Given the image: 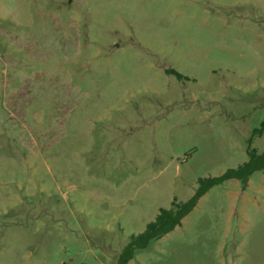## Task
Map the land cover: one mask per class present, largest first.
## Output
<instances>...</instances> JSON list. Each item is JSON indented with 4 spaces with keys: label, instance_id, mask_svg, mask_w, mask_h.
<instances>
[{
    "label": "rangeland",
    "instance_id": "374dc122",
    "mask_svg": "<svg viewBox=\"0 0 264 264\" xmlns=\"http://www.w3.org/2000/svg\"><path fill=\"white\" fill-rule=\"evenodd\" d=\"M262 121L264 0H0V264H116ZM128 264H264V172Z\"/></svg>",
    "mask_w": 264,
    "mask_h": 264
},
{
    "label": "trees",
    "instance_id": "16d2710c",
    "mask_svg": "<svg viewBox=\"0 0 264 264\" xmlns=\"http://www.w3.org/2000/svg\"><path fill=\"white\" fill-rule=\"evenodd\" d=\"M177 78L182 76L172 70L168 71ZM264 133V121L260 128L253 130L248 139L247 161L234 169H228L220 176L201 178L197 181V187L193 195L185 202L173 200L167 209H160L155 219L146 224L144 230L129 237L128 243L121 249L116 258V264H128L135 252L146 248L153 240L158 239L173 231L179 226L191 210L196 206L199 199L204 196L212 187L228 180H237L246 186L249 178L257 172H264V152L257 153L250 145L253 136H261Z\"/></svg>",
    "mask_w": 264,
    "mask_h": 264
}]
</instances>
